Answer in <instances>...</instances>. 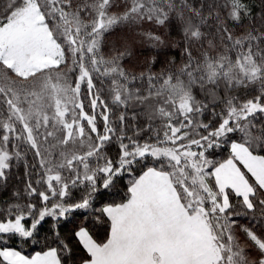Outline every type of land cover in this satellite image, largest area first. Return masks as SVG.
Listing matches in <instances>:
<instances>
[{
    "label": "snow or ice",
    "instance_id": "snow-or-ice-1",
    "mask_svg": "<svg viewBox=\"0 0 264 264\" xmlns=\"http://www.w3.org/2000/svg\"><path fill=\"white\" fill-rule=\"evenodd\" d=\"M121 5L122 10L114 11ZM2 11L0 29L5 23L9 28L0 46V190L9 184L13 160H23L26 182L23 198L13 189L9 199L0 202V264H114L113 258L128 247L125 234L145 182L155 176L171 179L181 163L195 172L192 183L206 194L205 199L193 193V200L184 205L189 216L196 213L202 222L201 243L207 257L202 264H264V235L244 219H236L250 213L257 222L264 219V198L257 199V191L264 192V124L255 123L257 117L264 119V63L257 59L264 53L259 44L253 52L250 41L256 37L249 33L237 39L241 49L245 40L249 46L237 53L235 63L226 56L203 69L200 84L209 86L212 102L218 99L220 80L237 88L260 85L239 103L238 98H228L221 114L213 113L211 123L192 92L196 76L190 51L178 73L162 69L154 75L151 65L159 58L146 59L139 79L164 85L161 91L178 98L180 114L175 122L166 121L162 136L141 143L116 136L104 108L99 115L105 121L101 129L96 112L99 92L94 90L98 78L118 84L135 76L123 68L133 51L123 37L117 48L112 34L118 27L144 22L165 32L174 27L159 0H6ZM241 13L249 16L248 6L231 0L229 18L239 23ZM17 27L35 43L18 41ZM182 27L186 39L189 32L200 35L191 19ZM138 35L153 48L164 43L150 29ZM85 96L91 97L89 106ZM116 99L123 100L119 94ZM194 116L201 118L197 133L191 131ZM41 123L45 129L59 126L63 149L60 162L43 166L47 175L38 173L33 182L20 144L40 158ZM178 123L188 128L177 127ZM86 134L91 148L77 164L69 153L76 151L77 143L83 148ZM186 140L190 142L183 143ZM178 143L186 151L173 150L171 146ZM54 147L49 145L53 159ZM232 166L233 175L218 183L217 177Z\"/></svg>",
    "mask_w": 264,
    "mask_h": 264
},
{
    "label": "trees",
    "instance_id": "trees-1",
    "mask_svg": "<svg viewBox=\"0 0 264 264\" xmlns=\"http://www.w3.org/2000/svg\"><path fill=\"white\" fill-rule=\"evenodd\" d=\"M242 2L248 6L250 15L244 16L241 13L239 23H234L229 18L231 0H159L164 10L170 13V18L174 25L167 32L163 29L158 30L154 25H150L147 22L118 27L112 34L116 39L117 48L122 42L121 37H123L131 43L133 51V57L130 61H125L123 68L126 72L134 73L135 76L129 75L127 80H120L118 84L111 83L109 79H104L103 83H101V79H97L94 92H99V104L96 106V112L101 129H103L105 123L103 119H99L101 108H104V116L108 117L107 123L114 128L116 136L123 134L126 138H131L132 141L139 140L141 143L147 140L154 141L158 136H162L166 128V121H176L177 116L180 114V109L178 107L179 103H175L174 100L178 98L170 96L167 91H161V89L165 88L164 85L157 84L154 81L153 86L149 85L147 80L141 81L139 79V74L146 66V59L154 55L159 58L160 62L151 65V71L158 76L162 69L178 73L185 65V62L189 60L188 52H191V71L196 76V83L192 87V92L196 101L199 102V106L204 109L203 117L209 123L212 121L213 113L217 116L221 114L228 98H238L235 102L239 103L254 95L260 86L259 84L237 88L234 83L228 85L224 80H220L217 86L218 99L212 102V98L207 91L209 86L201 87L200 84L202 71L208 62H214L222 57L230 56L232 62L235 63L237 53L247 51L249 41H243V49L236 45L237 39L246 34L250 33L251 36L257 38L250 41L253 52L256 51V46L259 44V50L264 53V0H242ZM5 4L6 0H0V15L4 14L2 10ZM169 5H171L170 8ZM122 8L123 5H121V9H114V11H120ZM178 13L182 14V18ZM189 19L198 25L197 30L200 35L193 37L189 32L186 39L182 26ZM51 22L49 21V23ZM149 29L154 34L160 35L164 42L162 45L155 48L150 47L151 42L138 35V33ZM61 42L63 43V41ZM68 52L71 53V49H68ZM257 59L259 62L264 63V57H258ZM69 61L71 62V55H69ZM183 79L187 82L188 77L184 76ZM150 88L152 89L151 92H149ZM117 94L123 98L122 101L116 99ZM90 99L91 97H84L85 106H89ZM123 101L127 103L125 104ZM76 102L79 103L78 97ZM161 109L167 110L170 117L166 116ZM121 117H124V119L122 120ZM200 119L199 116H194L196 123H193L191 128L193 133L198 132L196 125ZM255 123L257 127H260L261 124H264V119L257 117ZM181 126L185 129L188 128L187 124H177V127ZM46 133H51V135H46ZM186 134V132L181 133L182 136ZM63 135L64 133L58 125L45 129L41 123L40 135L37 139L40 158L35 157L32 150L20 144V152L24 154V159L29 165L28 173L33 182H35L38 173L47 175L46 168L43 166L60 162ZM176 139L180 141L181 137L177 136ZM188 142L190 141L186 140L183 143ZM183 143H178L171 147H173V150L186 151ZM49 145L55 146L54 151L57 153L55 159L49 154ZM90 148V138L86 134L83 148H80L77 143L76 151L69 154L76 157L77 164H79V156L84 155L87 157ZM64 150L67 151V149ZM91 150L95 151V149ZM11 164L9 184L6 188L0 190V202L8 200L9 193L13 189H18L23 198L26 182L24 162L23 160L20 162L13 160ZM68 168L69 165L65 160V178L68 174ZM183 170L186 173L182 174ZM174 171L175 175L172 177L173 185L179 189L180 199L185 203L187 199L184 198L185 195L181 188L186 185L188 189L191 186V189L196 190L190 180L191 174L194 176L195 172L184 163H181L178 169L174 168ZM260 198H264V194L257 191V199ZM257 208H259V204H257ZM250 217L251 213L249 217L236 219H244L245 223L254 226L259 234L264 235V227H262L264 219L257 222L256 219H251ZM44 231H46V228L41 230L42 233ZM240 237L243 240L242 233H240Z\"/></svg>",
    "mask_w": 264,
    "mask_h": 264
},
{
    "label": "rangeland",
    "instance_id": "rangeland-1",
    "mask_svg": "<svg viewBox=\"0 0 264 264\" xmlns=\"http://www.w3.org/2000/svg\"><path fill=\"white\" fill-rule=\"evenodd\" d=\"M8 28L5 23L4 29H0V46L5 42V29ZM16 39L35 43L19 27ZM174 102L179 103V100ZM234 168L224 170L217 177L218 183L228 180ZM183 173L186 172L183 170ZM172 177L155 176L145 182L136 215L125 234L128 247L113 258L114 264H202L207 258L201 243L202 222L196 213L189 216L184 210V205L193 200V193L205 199L206 194L199 185H194L196 190L184 185L181 189L187 201L182 203ZM190 178L192 181V174ZM237 235L240 236L238 228Z\"/></svg>",
    "mask_w": 264,
    "mask_h": 264
}]
</instances>
